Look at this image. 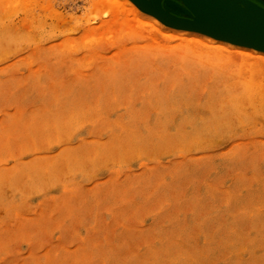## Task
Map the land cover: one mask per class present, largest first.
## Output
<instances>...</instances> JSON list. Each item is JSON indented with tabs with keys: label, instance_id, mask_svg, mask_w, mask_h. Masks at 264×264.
<instances>
[{
	"label": "rangeland",
	"instance_id": "1",
	"mask_svg": "<svg viewBox=\"0 0 264 264\" xmlns=\"http://www.w3.org/2000/svg\"><path fill=\"white\" fill-rule=\"evenodd\" d=\"M112 1L0 0V264H264V61Z\"/></svg>",
	"mask_w": 264,
	"mask_h": 264
},
{
	"label": "water",
	"instance_id": "2",
	"mask_svg": "<svg viewBox=\"0 0 264 264\" xmlns=\"http://www.w3.org/2000/svg\"><path fill=\"white\" fill-rule=\"evenodd\" d=\"M133 1L144 11L156 16L169 26L200 32L216 39L264 52V27L233 16L232 10L240 5L248 13H257L264 16V12L262 10L251 12L241 4V1L179 0L180 6L188 15L187 17L172 13L160 3L161 0ZM170 1L173 2L174 0Z\"/></svg>",
	"mask_w": 264,
	"mask_h": 264
},
{
	"label": "bare ground",
	"instance_id": "3",
	"mask_svg": "<svg viewBox=\"0 0 264 264\" xmlns=\"http://www.w3.org/2000/svg\"><path fill=\"white\" fill-rule=\"evenodd\" d=\"M165 5H167L170 8L176 9V10H180L179 7H177L173 2H171L170 0H167ZM109 6L112 7V11H115L119 6L121 8L124 9H130L132 12H134L137 15H140L141 11L140 9H138L132 0H114L112 2L109 3ZM113 8H115V10H113ZM232 14L233 16L242 19L244 21H247L249 23H252L254 25H259V26H263L264 27V16L257 14V13H248L246 12L240 5L236 6L235 9L232 10ZM152 15V14H150ZM153 16V15H152ZM154 17V22L156 25L160 26L159 20L157 21L156 16ZM174 29H178L180 30V34L184 36V38H186L188 41H197L199 43H202L203 46H213L216 49H224L228 52L232 51V54H247L249 57H251L255 62L256 60H260V61H264V52L263 51H259L256 50L254 48L251 47H247V46H241V45H237L234 43H230L228 41H224L221 39H216L212 36H209L207 34H199L196 33L195 31L192 30H185V29H180V28H174ZM201 44V45H202ZM209 46V47H210Z\"/></svg>",
	"mask_w": 264,
	"mask_h": 264
},
{
	"label": "flooded vegetation",
	"instance_id": "4",
	"mask_svg": "<svg viewBox=\"0 0 264 264\" xmlns=\"http://www.w3.org/2000/svg\"><path fill=\"white\" fill-rule=\"evenodd\" d=\"M164 1V0H163ZM166 1H164V3H165Z\"/></svg>",
	"mask_w": 264,
	"mask_h": 264
}]
</instances>
